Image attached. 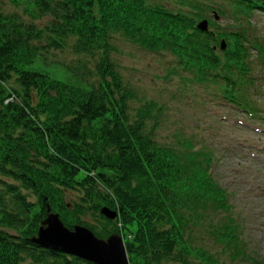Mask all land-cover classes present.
<instances>
[{"label": "trees", "instance_id": "16d2710c", "mask_svg": "<svg viewBox=\"0 0 264 264\" xmlns=\"http://www.w3.org/2000/svg\"><path fill=\"white\" fill-rule=\"evenodd\" d=\"M215 12L233 13L234 29L199 31ZM255 12L264 0H0V264H91L32 243L48 207L71 230L123 237L131 264L258 263L239 243L214 145L162 142L165 107H132L139 95L114 58L115 37L138 43L170 62L184 98L201 87L204 102L264 125V40L244 25ZM70 44L78 67H49ZM262 146L244 148L259 161Z\"/></svg>", "mask_w": 264, "mask_h": 264}, {"label": "rangeland", "instance_id": "374dc122", "mask_svg": "<svg viewBox=\"0 0 264 264\" xmlns=\"http://www.w3.org/2000/svg\"><path fill=\"white\" fill-rule=\"evenodd\" d=\"M223 6V11L229 12L228 6ZM248 21L250 22L244 21L248 31L264 40V14L255 12ZM217 22L222 31L234 29L233 13L219 17ZM211 30L216 31V28ZM134 43L119 36L114 40L117 49L114 58L125 81L132 83L139 95V100L133 102L132 107L137 108L146 100L165 107L160 119L162 126L158 132L162 142L179 149L183 138L180 136L184 134L186 138L196 139L199 149L203 140L208 145H214L212 147L217 154L213 157L216 158L212 164V167L215 164L214 175L219 185L230 193L234 217L239 218L235 219L237 234L243 235V240L239 243L248 245L252 258L258 261L256 264H264V125L248 122L245 114L231 111L222 101L219 104L206 103L208 97L204 102L206 93L201 87H191L187 92L190 96L184 98L185 95L177 93L180 77L172 76L168 71L170 62ZM213 47L219 48V45L215 44ZM51 51L55 52L50 55L49 67H78V57L73 53L72 44L64 49ZM217 51L219 53L220 49ZM93 65L92 60L87 62L89 74L85 77L95 79ZM185 79H188L187 75ZM261 103L264 105V99ZM261 130L263 132H259ZM246 143L252 149L255 145H263L259 161L258 158L256 161L252 160L251 149L244 148ZM261 161L262 164L258 163L261 168L257 167V162ZM226 256L229 257V254ZM236 264L244 262L241 260Z\"/></svg>", "mask_w": 264, "mask_h": 264}, {"label": "water", "instance_id": "95a60500", "mask_svg": "<svg viewBox=\"0 0 264 264\" xmlns=\"http://www.w3.org/2000/svg\"><path fill=\"white\" fill-rule=\"evenodd\" d=\"M216 19L218 20V17ZM198 29L204 33L209 32L208 21H201ZM226 47V42L222 41V50ZM102 215L109 220L118 217L117 212L107 208L102 210ZM31 241L43 249L74 256L91 264H130L124 239L121 236L112 235L108 239H100L83 226H75L71 230L64 225L58 214L51 211L50 207L47 209L46 219Z\"/></svg>", "mask_w": 264, "mask_h": 264}, {"label": "flooded vegetation", "instance_id": "af4514ba", "mask_svg": "<svg viewBox=\"0 0 264 264\" xmlns=\"http://www.w3.org/2000/svg\"><path fill=\"white\" fill-rule=\"evenodd\" d=\"M258 13H259V12H258ZM263 14H264V13H263ZM207 20H208V24H209L208 26H209V30H210V31H212V30H211L212 28H216V31H213L215 36H217L216 33H222V32H223V31L220 29V27L218 26L219 23L217 22V20L214 19L216 22L211 21V20H209V19H207ZM215 32H216V33H215ZM223 39L225 40V38L222 37L221 40H223ZM218 45H220V43H219ZM218 49H219V48H217V47L214 48L215 51H217Z\"/></svg>", "mask_w": 264, "mask_h": 264}]
</instances>
